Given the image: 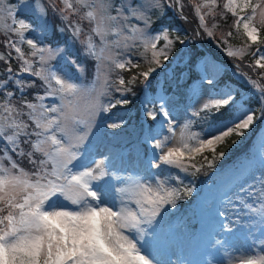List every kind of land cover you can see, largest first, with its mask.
<instances>
[{
	"label": "snow or ice",
	"instance_id": "6c2138e0",
	"mask_svg": "<svg viewBox=\"0 0 264 264\" xmlns=\"http://www.w3.org/2000/svg\"><path fill=\"white\" fill-rule=\"evenodd\" d=\"M187 3L198 38L216 41L234 62L251 57L243 67L234 63L233 73L251 91L224 81L215 61L201 67L193 53L187 74L171 81L192 104L177 123L166 94L145 95L153 123L143 171L125 173L93 153L92 137L101 114L129 105L137 86L148 89L160 70L167 76L178 46L185 51L189 38L162 23L170 12L187 20L185 0H0V264H164L155 245L166 209L195 192L179 173L215 169L225 156L218 149L264 121V0ZM29 9L35 22L20 15ZM50 11L62 22L57 31L95 61L90 84L77 81L73 69H85L68 47L44 42ZM229 15L230 30L217 39V17ZM224 203L206 264H264V173L235 186Z\"/></svg>",
	"mask_w": 264,
	"mask_h": 264
},
{
	"label": "rangeland",
	"instance_id": "374dc122",
	"mask_svg": "<svg viewBox=\"0 0 264 264\" xmlns=\"http://www.w3.org/2000/svg\"><path fill=\"white\" fill-rule=\"evenodd\" d=\"M20 15L35 22V14L30 9L22 10ZM56 19L57 24H59V28L62 22L58 16ZM47 26L48 36V33H50L52 28V23H48ZM174 28L179 30V26H175ZM39 35V32L35 34H28L30 38H34ZM65 41H68V45H65ZM44 42L48 43L46 39ZM60 45L68 47L72 54L71 58L84 66L85 71L83 75L75 73V69H73V73L76 76L77 81L85 85L90 84L93 80L95 61L85 56L82 51V46L79 43L73 44L72 38L67 37L66 40L60 43ZM233 45L238 46L239 44ZM78 52L80 54H78ZM205 60L215 61L218 65H220L212 55L208 54L205 55V57H203L198 64L203 67ZM229 84L238 89L232 83ZM134 92L135 94L129 95L128 98L135 101L140 110L137 108V113L134 114L133 109L127 117H124L127 113L124 110H120L118 112L115 111L113 113L115 110L113 109L110 113L101 114L98 120V126L91 141L92 151L94 154L110 156L116 168L125 173L143 171V161L145 159L144 153L146 150L144 138L149 124L153 123L147 120L144 115L145 95L158 98L160 95L166 94L160 92L159 89L154 93V89L149 91L144 88L142 91L136 90L135 88ZM166 95L174 103L172 94L168 93ZM190 104H192V101ZM122 107L125 109L128 106H118L116 109H123ZM185 109L186 107L177 104L174 113V115L178 118L177 123H180L181 114L185 112ZM189 111H191V109H189ZM118 119L122 120L123 127L119 129H109L106 127L108 123ZM147 150L149 152L151 151V149ZM252 151L253 157L243 160L240 171L235 173L231 181H227V175L223 174L221 176V181L210 186L203 184L202 190H199L195 194V198H197L195 202L199 210L197 213V225L195 228H192L191 221L187 218L186 214H184L183 208L179 207V204L175 209H166L167 215L165 216L162 230L159 232L158 240L155 245L158 258L163 261L164 264H181V262H185V264H188V262L189 264H206V256L209 252L208 242L210 241L212 234V222L214 219H222L217 217L216 214L218 211L225 210V194L230 191L234 192L235 184L245 176L250 175L251 171L259 170L248 178V181L245 183L246 186L247 183H257L262 174L264 168V126L254 139ZM154 171L155 170H153V172ZM173 174L175 175L176 173L173 172ZM179 175L183 178L186 186L194 187L195 192L197 191L198 186L192 179L193 177L191 175L184 173H179ZM228 214L233 215L234 209L229 208ZM237 246L239 247L242 245L238 244ZM207 259H212V257H207Z\"/></svg>",
	"mask_w": 264,
	"mask_h": 264
},
{
	"label": "trees",
	"instance_id": "16d2710c",
	"mask_svg": "<svg viewBox=\"0 0 264 264\" xmlns=\"http://www.w3.org/2000/svg\"><path fill=\"white\" fill-rule=\"evenodd\" d=\"M186 7L184 9L185 15L188 17L187 20L181 19L179 16L169 13V15L164 18L162 21L163 24L165 25H171V26H179V31L182 35L186 36L189 38L190 43L185 46V51L180 52V48L178 46L177 50L173 52V57L175 58L174 60H170L165 67H169L170 71L167 72V76L163 74V70L161 71V75L157 77V79H161L164 81L165 84V89L166 91H170L173 94V101L174 103L184 107H187L191 100L188 99L187 97L181 96L179 93L182 90H177L175 83H172V77L174 74H180L181 71L183 70L187 74V69H186V64L190 57L192 56L193 53H199L200 55L197 56V62L202 59L208 52L213 54L220 62L222 66V77L223 80L232 84H237L239 85L238 87L242 89L245 92L251 91V88L247 85H245L243 79L239 75H234V63H240L241 66H244L245 62H248L251 60V57H245V61H233L232 58H229L226 56L224 51L222 50L221 47L217 46L216 41H213L206 36L203 39H200L196 36V30L198 28V19L196 18L194 14V9L192 8L191 4L187 3V0H185ZM57 15L52 13L51 11L49 12V15L47 17L46 23L48 24L49 22L52 23V28L50 30V33H48L47 36V42H57V43H62L64 40H66L67 37H70L69 32H65L63 35L58 33L57 29L59 24H57ZM217 20L220 23V27L216 30V36L217 39H219L225 32H227L229 29V25L231 24V16L229 15L227 21H222L217 17ZM161 21H157V25H159ZM209 24L211 25V21H209ZM155 26V25H154ZM29 34V33H28ZM230 43L232 44H240V39L239 38H229ZM26 47V46H25ZM190 49V50H189ZM78 54H80L78 52ZM181 56H183V59H181ZM198 70V69H197ZM245 71H248L251 74V71L247 68H244ZM156 80L152 81V84L150 86L151 89L155 88L156 85ZM170 85V86H169ZM143 87L142 85L137 86L136 90H141L142 91ZM144 94V93H143ZM127 99H129L127 97ZM130 100V99H129ZM255 101H253V104ZM133 104V105H132ZM132 105V106H130ZM128 107L124 109H115L113 113L116 111L124 110L127 112L124 117L129 116L131 111L134 109V114L137 113V108L138 105L135 103V101L130 100V104L127 105ZM139 109V108H138ZM140 110V109H139ZM133 114V113H132ZM264 121H258L252 128V130L246 134L243 138L240 137H232L227 146L222 147L221 149H218V151L222 150L225 152V156L223 159H219L216 163V168L215 169H205L202 173L198 175H191L194 180V182L197 184L198 189L201 190L202 184L205 181L207 186H210L212 183L217 182L219 178V172L224 171L227 168V164L233 163L234 160L239 159L241 155L247 154L248 153V147L252 142V139L254 135L259 131L260 127ZM247 133V132H246ZM235 139L237 140L236 144H232L231 140ZM255 173V172H254ZM253 173V174H254ZM248 181V178L244 183ZM238 186V185H237ZM179 207L183 208L184 214H186L187 218L191 221L192 228L197 223V218L195 217V214L197 213L196 209L194 208L195 206V193H193L191 196L186 197L185 199L181 200L178 202Z\"/></svg>",
	"mask_w": 264,
	"mask_h": 264
}]
</instances>
